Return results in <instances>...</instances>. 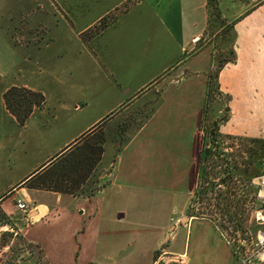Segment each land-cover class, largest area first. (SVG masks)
I'll use <instances>...</instances> for the list:
<instances>
[{
    "label": "crops",
    "instance_id": "crops-1",
    "mask_svg": "<svg viewBox=\"0 0 264 264\" xmlns=\"http://www.w3.org/2000/svg\"><path fill=\"white\" fill-rule=\"evenodd\" d=\"M51 2L60 13L54 34L64 24L89 47L109 28L116 32V65L106 68L96 60L116 83V102L91 118L83 117L85 92L72 71L66 78L77 84V91H60L49 104L43 94L44 102L22 124L1 101L0 209L10 219L17 215L13 227L41 256L22 264H241L214 221L187 214L194 140L213 64L212 43H200L209 22L206 0ZM218 5L231 24V48L236 52L219 73V89L237 98L234 78L247 79L223 70L240 63L250 72L251 66L264 65V0H218ZM102 18L105 25L100 27ZM96 24L95 34L80 36ZM134 38L141 42L136 44ZM137 46L148 51L145 69L135 61ZM68 80L60 82L66 85ZM150 87L158 92L155 107L112 158L105 141L98 163L103 170L90 191L73 194L21 185L108 114L148 95ZM240 96L249 97L247 91ZM234 104L240 107L237 100L230 101L225 125L235 123L225 132L264 136L263 125L249 127ZM107 150L110 156L104 159ZM16 199L28 205L26 212L16 209Z\"/></svg>",
    "mask_w": 264,
    "mask_h": 264
},
{
    "label": "rangeland",
    "instance_id": "rangeland-1",
    "mask_svg": "<svg viewBox=\"0 0 264 264\" xmlns=\"http://www.w3.org/2000/svg\"><path fill=\"white\" fill-rule=\"evenodd\" d=\"M58 10L51 0H0V106L3 103V93L11 86L35 88L46 96L49 104L60 91H77L73 85L78 84L85 92L84 99L87 102L81 113L83 117L91 118L116 102V83L111 80L105 67L99 68L96 64V60L100 59L106 64V68L116 65V32L109 28L87 47L64 24H61L57 34L52 32L60 14ZM112 11L115 12L112 9L110 16ZM92 13L89 9L87 14L91 16ZM76 20L80 23L82 19L76 17ZM208 23L200 43L208 41L213 45V75L218 63L225 57L234 59L236 52H229V49H233L232 37L226 30V25L215 19H210ZM98 27L96 24L80 36L85 38L92 35L93 30ZM136 35L143 34L136 32ZM134 41L136 44L141 42L135 38ZM139 48L137 46L133 51L135 61L145 69L148 66V51ZM228 62L232 63V60ZM221 69L217 77L211 78L206 102L200 113L189 176L188 208L194 215L212 217L228 237L237 238L245 236L244 233L241 234L244 227L258 226L255 211L260 205L254 182L258 175L251 176L252 169L245 172L244 169L248 166L243 161L259 158V167L263 168L264 136L229 134L225 131L235 122L225 123L230 117V101L237 100L240 107L233 105L235 113H241L254 130L258 125L264 127V65H253L250 72L240 63L231 66V71L229 68L223 70V73L234 71L237 76L243 75L247 79L234 78L233 84L239 93L237 98L219 89ZM69 71L74 74L73 79L77 80V84L70 82V77L66 78ZM61 80L69 82L64 85ZM71 83L73 89L68 88L72 87ZM241 91H247L249 97H241ZM157 98V90L150 87L148 95L140 97L128 108L118 113L112 112L104 118L101 126L96 128L98 132L103 131L111 145V156L107 150L104 159L108 156L112 158L122 138L132 134L144 121L155 107ZM224 154L228 157L227 161H232L238 167L230 179L224 178L227 166ZM102 170V163L98 164L82 191L91 190ZM223 178L227 183L219 184ZM229 215L234 218L230 220ZM16 216L11 218L12 222H16ZM237 221H243V228L234 230ZM21 238L16 229L6 224L0 225V264H22L26 258L40 256L37 247L28 246ZM257 264H264V260Z\"/></svg>",
    "mask_w": 264,
    "mask_h": 264
},
{
    "label": "trees",
    "instance_id": "trees-1",
    "mask_svg": "<svg viewBox=\"0 0 264 264\" xmlns=\"http://www.w3.org/2000/svg\"><path fill=\"white\" fill-rule=\"evenodd\" d=\"M206 7L208 10L209 20L215 19L220 21L221 23H224L227 27L226 30L231 35L230 33L231 24L226 23L225 19L221 16L218 0H206ZM99 25L100 27H103L105 25L104 18L100 20ZM97 30L98 29L96 28L92 34H95ZM229 52L232 53L233 49H229ZM231 60L232 58L230 56L225 57L215 67V73L213 75H212V71H210L208 76L209 78L208 89L211 84L210 82L211 78L213 76H214L213 78L217 77V73L221 69V67L225 63ZM2 97L5 108L17 118L20 124L24 122V120L28 117V115L31 113L34 107H38L44 102V95L42 92L38 90H32L26 87L11 86L3 93ZM149 114L145 117V119L149 116ZM104 118L100 122L96 123L88 131L81 134L74 141L73 144L69 145L66 149L55 154V156H53L45 166H43L40 169H37L35 172L25 177L21 181V185L28 188L51 190L62 193L74 194V193L83 192L82 191L83 186L90 179V176L92 175V172L95 170L97 164L101 160L104 151V143L107 140V138L102 130L98 132L96 129L97 127L99 128L101 126ZM144 121H142L137 126V128ZM130 136L131 134L129 136L123 137L119 147H121L125 142H127ZM215 137H217V134ZM223 158L226 160V164H227V166L225 167L226 174L224 175V178L230 179L232 177L233 172L236 171L238 167L236 164L233 165L232 161H227L228 157L226 154L223 155ZM260 163L261 160L259 158L258 159L252 158L250 161H245V162L243 161V164H246L249 167V169L248 167L245 168L244 171L246 172L252 169L253 172H251L250 174L251 176L261 174L260 171H262V169L259 167ZM224 178L221 179L219 184L221 182L225 184L227 183L226 182L227 180H225ZM224 211L227 212L226 210ZM187 214L197 216L192 214L189 208H187ZM199 216H203V215H199ZM208 218H210L212 221H214L216 225H218L212 217H208ZM228 218L232 220L234 217L229 215ZM242 222L243 221H237L234 224V230L240 228L242 229L243 228ZM5 224L10 226L12 229H15L13 227L11 219L6 215V213L3 210L0 209V225H5ZM245 231H247V227H244L242 229L241 234L245 233ZM21 239L23 240V238ZM26 244L30 247L34 246L31 245L30 243H26ZM40 259L41 256L38 257V260Z\"/></svg>",
    "mask_w": 264,
    "mask_h": 264
},
{
    "label": "built area",
    "instance_id": "built-area-1",
    "mask_svg": "<svg viewBox=\"0 0 264 264\" xmlns=\"http://www.w3.org/2000/svg\"><path fill=\"white\" fill-rule=\"evenodd\" d=\"M254 180L258 190L257 200L260 205L255 211V221L258 226H248L244 233L245 236L231 238L216 225L222 237L230 245L235 259L241 264H257L264 260V174H259ZM14 205L21 212L28 210V205L22 199H16ZM252 229H254L253 232H251Z\"/></svg>",
    "mask_w": 264,
    "mask_h": 264
},
{
    "label": "water",
    "instance_id": "water-1",
    "mask_svg": "<svg viewBox=\"0 0 264 264\" xmlns=\"http://www.w3.org/2000/svg\"><path fill=\"white\" fill-rule=\"evenodd\" d=\"M262 173L264 174V166L262 168ZM31 214H33V212ZM253 231H254V229L251 230V232H253Z\"/></svg>",
    "mask_w": 264,
    "mask_h": 264
}]
</instances>
